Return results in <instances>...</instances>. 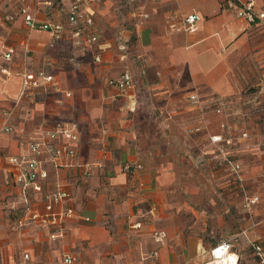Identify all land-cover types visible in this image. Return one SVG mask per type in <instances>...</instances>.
<instances>
[{
	"label": "crops",
	"instance_id": "1",
	"mask_svg": "<svg viewBox=\"0 0 264 264\" xmlns=\"http://www.w3.org/2000/svg\"><path fill=\"white\" fill-rule=\"evenodd\" d=\"M126 1L136 4L123 15L99 0L84 4L92 25L78 37L65 19L70 0L39 5V23L61 26V38L52 40L20 18L4 22L1 15L15 11L17 0H0V206L18 209L6 224L17 238L1 248L21 247L30 264L60 263L63 253L74 255L75 264H212V248L224 243L229 251L222 240L229 226L225 199L199 208L197 182L191 177L181 190L186 184L177 170L197 168L181 161L186 151L195 155L199 145H216L209 138L221 134L208 131L203 107L226 92L230 58L249 45L254 28H264L237 17L227 0ZM253 2L256 10L264 7V0ZM190 13L199 17L194 30L175 28ZM87 36L94 41L87 43ZM39 71L50 80L25 88L23 74ZM124 73L129 87L107 83ZM192 93L195 102L187 99ZM58 121L76 127L73 154L36 167L45 172L35 180L39 193L23 189L13 182L19 166L9 159L26 155L27 142ZM48 141L66 143L60 136ZM55 185L65 193L59 207L72 211L60 235L50 239L51 228L34 223L14 228L27 209H41ZM172 186L184 193L179 201ZM155 231L163 232L162 240L154 241ZM153 251L156 257H148ZM230 253L227 259L238 257Z\"/></svg>",
	"mask_w": 264,
	"mask_h": 264
},
{
	"label": "rangeland",
	"instance_id": "2",
	"mask_svg": "<svg viewBox=\"0 0 264 264\" xmlns=\"http://www.w3.org/2000/svg\"><path fill=\"white\" fill-rule=\"evenodd\" d=\"M99 1L118 15H123L136 4L126 0ZM254 29L249 45L230 58L224 81L226 92L216 95L219 99L212 105L203 107L208 131L220 133L221 140L214 146L201 148L199 145L193 151L195 155L187 151L186 155L181 153L182 162H194L197 168L177 170L178 176L185 179L186 185L181 190L185 189L191 177L197 182L195 204L199 208L220 205L221 197L225 199L224 205L229 212L224 220L229 226L222 240L230 244L226 255H231L230 252L238 255L233 259L235 264H264V188L261 185L264 177V31ZM221 101L222 105L219 104ZM216 107H220V112H215ZM227 161L238 165L236 173L228 167ZM175 188L172 186L170 193L179 201L184 193L179 192L178 187V194H175ZM242 191L258 195V201L248 209L239 203ZM0 212V223L5 224L0 229V232L3 230L0 234V264H18L21 247L1 248L2 242L17 238L15 232L7 230L6 224L15 218L18 209L0 206ZM240 231L244 234L238 239ZM45 239L43 236L42 241ZM255 246L260 247L258 253ZM57 261L54 259L49 264H60Z\"/></svg>",
	"mask_w": 264,
	"mask_h": 264
},
{
	"label": "built area",
	"instance_id": "3",
	"mask_svg": "<svg viewBox=\"0 0 264 264\" xmlns=\"http://www.w3.org/2000/svg\"><path fill=\"white\" fill-rule=\"evenodd\" d=\"M57 0H17L15 11L12 13H3L1 15L4 22L10 23L13 22L16 18H20L23 25L30 31H48L52 40H58L61 38V26L55 23L49 22H38L36 19L37 7L43 5L46 7L52 6L53 2ZM93 0H70L66 10H65V19L66 22L75 26L73 31V36L78 37L79 33L82 31H88L89 27L92 25L91 18L83 11V5L87 2ZM226 7L234 9V13L237 17L244 19L248 23H258L262 28H264V7L262 9L256 10L254 8L253 0H246L243 3L236 4L233 0H227L225 2ZM199 19L197 14L190 13L184 15L181 18V24L177 29L183 28L187 30H194V23ZM172 26V25H171ZM94 41L93 36H87L86 42L91 43ZM78 44V42H76ZM75 43V44H76ZM10 50L7 49L2 53L4 60H10ZM94 61H99V57L95 56ZM23 86L29 88L37 87L41 82L40 81H49L50 76L39 71L34 75L33 73H24L23 76ZM37 78L39 80H37ZM109 85H113L118 89L123 90L126 87L130 86V78L127 74H121L115 80H108ZM187 99L190 102H195L197 97L194 93L189 94ZM222 105V104H221ZM215 112H220V107L215 108ZM2 131L7 132L10 130L8 125L2 126ZM57 136L62 137L66 143H60L59 145H54L50 143L49 139H55ZM77 138L76 127L73 123L68 121H58L51 125L50 128L41 129L36 138L30 139L27 142V151L26 155H22L19 158L11 157L9 161L15 163L19 166L18 173L13 177V182L21 184L23 189H31L39 193L40 186L35 184V180L45 177L44 170H40L37 174L35 172L36 167L40 166L42 161H51L59 158L61 155H72L73 149L69 143L75 141ZM212 143L218 142L221 140L220 135H214L209 138ZM229 168L236 173L238 169L237 164H232L228 162ZM122 168L125 172H129L131 165L129 163H123ZM133 168L139 169L140 165L135 164ZM239 179V178H238ZM262 187L264 188V177L261 182ZM65 193L59 189L57 185L54 186L52 191L44 194L43 204L41 209H27L25 213L15 219L14 228H18L30 223L40 224L48 226L51 228L49 233L50 239H54L60 235V230L62 222L66 217H69L72 213L71 209H62L59 207L60 202ZM258 201V195L248 194L245 191H242L241 194V206L245 209L250 208L254 203ZM164 234L162 231L153 232L154 241L158 242L162 240ZM228 245L221 243L210 250V256L212 261L215 262L214 256L215 251L219 250L220 255L224 256L227 253ZM260 247L255 246L254 249L256 252H259ZM148 257H156V252H151ZM75 256L69 253H63L60 256V264H75ZM220 260L225 261L226 264H235V261L230 258H220ZM230 260V261H227ZM19 264H30L29 256L27 253L21 254Z\"/></svg>",
	"mask_w": 264,
	"mask_h": 264
},
{
	"label": "bare ground",
	"instance_id": "4",
	"mask_svg": "<svg viewBox=\"0 0 264 264\" xmlns=\"http://www.w3.org/2000/svg\"><path fill=\"white\" fill-rule=\"evenodd\" d=\"M226 256V255H225ZM223 258L224 256H222V255H220V252H219V250H216L215 251V264H226V262L225 261H222V260H220L219 258ZM229 258H231V257H229ZM219 260V261H218ZM230 261V260H229ZM209 264V263H208Z\"/></svg>",
	"mask_w": 264,
	"mask_h": 264
}]
</instances>
